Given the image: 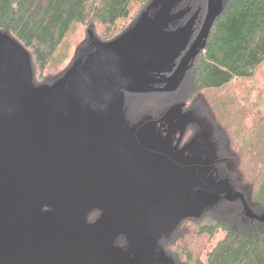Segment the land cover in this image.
<instances>
[{
  "label": "water",
  "instance_id": "95a60500",
  "mask_svg": "<svg viewBox=\"0 0 264 264\" xmlns=\"http://www.w3.org/2000/svg\"><path fill=\"white\" fill-rule=\"evenodd\" d=\"M222 3L207 0L206 18L192 42L186 35L198 11L173 31L165 30L168 21L159 24L145 14L110 43L90 34L93 50L85 56L63 110L26 91L27 57L13 40L0 36V47L6 49L0 58V264H140L126 262L112 244L119 234L129 240L132 231L122 223L86 224L87 215L94 210L113 215L130 207L148 212V197L162 201L173 187L188 183L180 182V174L164 181L160 170L127 158L119 93L103 85L89 92L90 78L97 75L129 94L174 92L203 49ZM182 54L164 86H144ZM143 58L150 72L129 67ZM200 185L212 196L223 191L230 197L226 181L210 178Z\"/></svg>",
  "mask_w": 264,
  "mask_h": 264
},
{
  "label": "trees",
  "instance_id": "16d2710c",
  "mask_svg": "<svg viewBox=\"0 0 264 264\" xmlns=\"http://www.w3.org/2000/svg\"><path fill=\"white\" fill-rule=\"evenodd\" d=\"M150 2L151 0H0V36L13 40L23 49L27 57L28 84L36 87L35 89L45 88L59 81L67 72L72 59L68 55L70 52L66 48V41L76 27L87 28L89 48L90 34L101 43H110L135 27L143 15L124 30L118 28V23L127 19L135 9L145 12ZM187 6L188 13L172 21L166 28L172 31L182 27L198 11V17L186 35L189 42H192L206 18L207 0H190ZM97 27L104 28L105 33L100 35L95 32ZM263 30L264 0H223L221 13L206 36L203 49L191 61L184 80L178 87L179 89L187 81L186 76L189 74L191 91L185 98H191L192 104H197L206 111L207 121L214 127V131L210 130L209 133L212 141L214 137L217 140L221 133L227 134L228 130L222 127L221 122L222 119L236 116L237 102L232 96L224 100L209 98L208 101L197 96L215 87L212 66L234 78L242 79L251 52L259 44ZM92 49L91 46L90 50ZM89 52L83 49L79 54L85 58ZM34 79L40 81L36 86ZM176 93L177 91L165 94L169 95L166 105L176 99L172 98ZM123 94L151 98L159 93ZM262 99L260 106L264 104V98ZM183 105L184 108L187 107L188 101ZM249 126L248 130L238 127L233 134L238 136L236 141L253 140L252 142L264 147V120L257 117ZM246 131L254 133L247 137L245 134L249 133ZM233 142H224L223 151L226 156L230 152V145L231 151L234 150ZM249 194L251 200L248 196V201L240 200L242 209H234L231 219L224 216L221 219L220 215L214 214L192 217L197 220L193 225L195 229L192 236L207 239L200 252L196 253L185 237L179 238L177 233L181 229L177 225L158 239L156 248L163 254L162 260L158 261L153 255V261L149 264H264V173ZM45 209L47 208H43ZM186 229L187 227L184 230Z\"/></svg>",
  "mask_w": 264,
  "mask_h": 264
},
{
  "label": "rangeland",
  "instance_id": "374dc122",
  "mask_svg": "<svg viewBox=\"0 0 264 264\" xmlns=\"http://www.w3.org/2000/svg\"><path fill=\"white\" fill-rule=\"evenodd\" d=\"M189 1L190 0H151L146 8L147 10L145 12L143 11L144 13L135 9L130 12L127 19L121 20L117 26L119 29L124 30L140 18L141 15L145 14L151 16L159 24L164 21H168V24L170 25L172 21L184 15L186 12L188 13L189 6H187V3ZM204 9L205 8H203V10ZM177 24L178 23L176 22V25ZM86 29V27L78 26L67 38L66 48L70 52L68 55L70 60L72 59V62L68 67L67 72L60 78L59 81L55 82L51 86L35 89L36 87H31L28 84L27 79L24 87L31 96L45 102L56 110H63L68 107L69 97L72 93L81 64L84 60L83 56L79 53L83 49H86V51L93 50H90L91 46L89 48L87 45ZM95 30V32L100 35L105 33L104 28L97 27ZM165 30L168 31L167 28H165ZM5 56L6 49L0 47V58ZM212 67H214L212 72L215 78L213 83L215 87L212 90H208L205 94L203 93L197 97L202 98L203 100L207 99L208 101L209 98H220V100H224L225 98H231L232 96L237 102L235 111L236 116L222 119V122L220 121L222 127L224 126V128L228 130L227 134L224 132L223 135L220 132L221 134L218 139L216 140V137H214L212 138L213 141H211V137L208 135V147L212 150V152L208 150L210 155L209 157L210 159L221 157L223 164L219 175L227 180L229 186H231L232 191L230 193V197L226 198L227 195L225 193L219 196H211L207 194L208 196H204V198L193 197L192 195L189 196L184 192L174 193L167 201L159 204L155 220H148L145 218L142 219V217L139 218L140 216L134 214L130 208L113 215H108L103 212L100 214L99 211L92 212L90 216L91 222L105 221L115 224L122 223L127 229L132 231L133 238H129L126 244L122 235H119L115 244L112 242L114 247H116L122 254L126 262L135 263L143 260L144 256L149 254L147 253L148 250L153 249L154 257L157 258L160 252L158 247L156 248V246H158V239L177 225H180L181 229V231H178L177 233L179 238L184 239L185 237L187 242H190L191 245H193L192 249L196 253L200 252L207 239H196L192 236V232L195 229L193 228V225L197 221L194 218L201 216V214H214L220 215L221 219L223 216L224 218L231 219L234 214L232 213L234 209H242L240 200L248 201V198L250 199L249 193L264 173V147L252 142L253 140H245L244 142L241 140L236 141L238 136H236V134L233 135L237 131L238 127H245L244 130H248V127H250L249 124L254 123L257 117L264 120V104L260 106V103L263 100L262 98H264V30L260 34L259 44L251 52L242 79L234 78L218 67ZM186 78L187 81L182 84V86L177 90L176 95L173 97L176 98L174 102L177 101L176 104H184V102L188 101L189 105L185 107L184 113L195 111L206 112L205 110L200 109L197 104H192L193 100H191V98L188 100L185 98L186 94H189L191 91L189 74ZM33 83L36 86L40 83V81L34 79ZM119 97L124 98L121 100V110L127 121L128 127L137 126L149 113L163 111V104L165 103L166 105V102L169 99V96H164L168 98H163L160 95L152 96V98H136L132 96H125L123 93H119ZM156 98L159 99H157V103L154 105V100ZM177 110L178 109H176L173 114H177ZM220 111H223V109ZM220 111L219 113H222ZM203 120V129L206 130L207 133H210V130L214 131V127H211L207 121L206 114ZM246 132L249 133L245 134L248 135L247 137L254 133V131L251 133L249 131ZM230 140L234 141V150L231 151L232 147L230 145V152H228L226 156L223 151L224 142L227 144ZM240 192L243 193V196ZM225 198L229 202H227ZM203 207L206 208L202 211V213H199ZM185 227H187L186 230H184ZM176 245H178V241H176Z\"/></svg>",
  "mask_w": 264,
  "mask_h": 264
},
{
  "label": "flooded vegetation",
  "instance_id": "af4514ba",
  "mask_svg": "<svg viewBox=\"0 0 264 264\" xmlns=\"http://www.w3.org/2000/svg\"><path fill=\"white\" fill-rule=\"evenodd\" d=\"M183 55L184 54H182L180 58L175 60L174 63L168 68V70L165 71L162 75L149 77V81L151 83L144 86H148L150 88H160L164 86V79L170 76L171 73H173ZM139 66L144 67L148 72H150L147 66L146 58L138 61H131L129 65V67L131 68H136ZM118 82L122 83V81ZM100 85L113 88L118 93L124 92L117 87L109 85L104 81V79L98 77L97 75H93L90 78L89 92L93 91ZM133 86L140 87L138 85ZM176 91L177 90H175L174 92ZM152 93H159L158 95L161 94L160 96L163 98H168L164 96H169L165 95L169 94V92ZM123 99L124 98H120L119 100V112L121 116L120 131L122 147L127 158L137 166L150 167L155 170H160V177L164 181H168L173 176L180 174L183 175V178L181 177L180 182L188 183V185L185 186L173 187L168 197L162 201H156L155 199L148 197V199L144 203V206L148 212L138 213L134 207H130L134 214L140 216L139 218L142 217V219L145 218L148 220H155L157 217L156 213L159 204L167 201L169 197L174 193L184 192L189 196L192 195L193 197L199 198H204V196L208 195L212 196L209 191L203 190L201 188L202 186L200 185H206L207 181L210 178H212L215 183L226 181L229 186L228 181L219 175L221 166L223 164L221 157L216 159H210L209 157L210 155L208 153V150L210 152H212V150H210L208 147L209 133H207L206 130L203 129V118H205L204 112L195 111L184 113L185 108L183 103L176 104L177 101L174 102V100H171L167 103V105H163V111L149 113L143 120H141L140 124H138L137 126L128 127L127 121L121 110V100ZM157 99L159 98H156L154 100V105L157 103ZM176 109H178L177 114H173ZM144 125L145 128H143ZM141 127L143 128V130H140L139 133H137V131L141 129ZM95 145L96 143H94V146ZM193 184L198 185L194 186ZM229 187L232 191L231 186ZM222 194H224L223 191H221L219 195ZM95 211L98 212V210H94L93 212ZM99 212L101 214L102 211ZM90 216L87 215L85 219L86 224L95 222L90 221ZM119 235H117L116 238L112 241L114 244ZM122 237L124 238L126 244L128 237H125L124 235H122ZM147 253L149 254L145 255L144 259L138 261V263L149 264L153 261L152 257L154 255V249L148 250ZM157 259L158 261L162 260L161 252H159Z\"/></svg>",
  "mask_w": 264,
  "mask_h": 264
}]
</instances>
